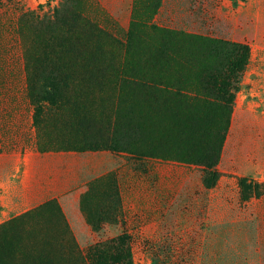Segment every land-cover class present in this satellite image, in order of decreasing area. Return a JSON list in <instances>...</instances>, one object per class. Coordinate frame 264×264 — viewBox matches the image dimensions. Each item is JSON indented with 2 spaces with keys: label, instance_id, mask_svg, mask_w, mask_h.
Masks as SVG:
<instances>
[{
  "label": "rangeland",
  "instance_id": "1",
  "mask_svg": "<svg viewBox=\"0 0 264 264\" xmlns=\"http://www.w3.org/2000/svg\"><path fill=\"white\" fill-rule=\"evenodd\" d=\"M133 2L0 0V264H264V0Z\"/></svg>",
  "mask_w": 264,
  "mask_h": 264
},
{
  "label": "trees",
  "instance_id": "2",
  "mask_svg": "<svg viewBox=\"0 0 264 264\" xmlns=\"http://www.w3.org/2000/svg\"><path fill=\"white\" fill-rule=\"evenodd\" d=\"M29 80H31V78L27 75V81H29ZM28 89H29V87H28ZM31 101L34 103V100L32 98H31ZM39 108H40V104L38 103V105L37 104L35 105V113L33 115V123H32L33 126H37L38 112L40 111ZM229 131H230V122L228 121L226 129L222 133V139H221L220 143L214 147H211V145H210V148L208 149L207 153L201 156V158L203 157L204 159L208 160L209 163H207L206 160H204L203 162L201 161L199 164L197 163L198 165L204 167L206 175L203 178V185H204L206 190L213 188V185L215 183L216 177L218 175L216 168L220 163L222 152H223ZM209 150H210V152H209ZM176 160H179L182 162L186 161V160L184 161L182 159H177V158H176ZM187 163H192V162H187ZM210 176L212 178H209ZM240 183H241L240 185H241V191H242L241 195H242L243 200L245 199L244 197L246 195V192H253L254 189L258 188L257 184L251 185L250 183H248L247 178L242 179L240 181ZM263 194H264V190L262 191V193L257 194L256 197H261ZM122 237H123L122 239H124L126 241L130 240L129 235H123ZM129 250H130V248H129Z\"/></svg>",
  "mask_w": 264,
  "mask_h": 264
},
{
  "label": "crops",
  "instance_id": "3",
  "mask_svg": "<svg viewBox=\"0 0 264 264\" xmlns=\"http://www.w3.org/2000/svg\"><path fill=\"white\" fill-rule=\"evenodd\" d=\"M97 3H101V7L103 8L104 12L110 13L112 15L119 14L118 18H114L118 23L120 27L124 28L129 24L131 13H132V8H133V0H94ZM117 27V26H116ZM35 183V182H34ZM209 205L208 201L206 200L205 207L203 210H200V217L203 219L200 220V226L198 231L202 232V234H199V237H204L208 238L211 237L212 235L208 234V226H207V216H208V211H209ZM219 231V230H218ZM217 231V232H218ZM220 235V234H219ZM218 234H215V236H219Z\"/></svg>",
  "mask_w": 264,
  "mask_h": 264
}]
</instances>
